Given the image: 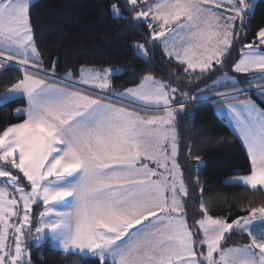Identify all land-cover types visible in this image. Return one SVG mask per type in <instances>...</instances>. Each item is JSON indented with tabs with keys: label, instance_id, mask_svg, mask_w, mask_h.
Returning a JSON list of instances; mask_svg holds the SVG:
<instances>
[{
	"label": "snow or ice",
	"instance_id": "obj_1",
	"mask_svg": "<svg viewBox=\"0 0 264 264\" xmlns=\"http://www.w3.org/2000/svg\"><path fill=\"white\" fill-rule=\"evenodd\" d=\"M31 7V0H0V69L14 62L23 73L0 104L27 102L16 109L23 122L0 132V264H31L25 230L33 243L49 240L55 250L94 264H264V204L228 222L210 216L201 202L195 231L187 222L189 192L176 159V122L185 103L174 102L196 97L182 92L178 98V87L151 75L116 92L111 77L121 70L110 68H82L78 81L69 72L61 86L56 62L51 70L43 67ZM254 9L255 0L110 4L114 19L146 24L169 59L186 65L185 73L199 68L200 75L223 63L240 39L237 27L244 28ZM146 43L133 45L145 59ZM243 47L248 51H240L232 70L250 74L246 83L259 82L257 94L264 96V29L255 47ZM223 80L231 91L218 95L234 101L226 110L250 161L249 174L233 183L264 195V109L240 99L248 90L235 78L225 73ZM36 204L43 210L33 235ZM234 232L248 242L226 246Z\"/></svg>",
	"mask_w": 264,
	"mask_h": 264
},
{
	"label": "trees",
	"instance_id": "obj_2",
	"mask_svg": "<svg viewBox=\"0 0 264 264\" xmlns=\"http://www.w3.org/2000/svg\"><path fill=\"white\" fill-rule=\"evenodd\" d=\"M112 2L114 0L34 1L31 23L43 67L51 70L55 61V74L64 76L70 72L74 78H78L82 67L120 69L111 77L112 88L119 91L135 87L145 75H151L156 80L178 87V98L182 92H186L189 97L208 95L230 88L224 85L209 86L221 74H236L232 70L233 65L238 62L244 44H255L257 33L264 29V0H256L254 13L245 18L244 28L237 27L240 39L234 42L230 54L222 58L223 63L214 64L203 75L199 74L200 71L188 70L185 73L184 65L169 59L161 45L151 40L146 24L140 23L138 27H133L135 21L114 19L110 13ZM135 43H146V59L137 54L133 47ZM246 76L242 78L248 79ZM22 77L23 73L15 65H6L1 69L0 96ZM260 96L255 93L248 95L264 109ZM229 101L213 99L210 94L199 101L178 99L174 102L185 103V109L178 115L176 122L179 141L176 159L189 192L184 198L185 211L193 231L195 222L203 216L201 202L210 216L225 218L228 222L246 216L251 207L264 204V195L261 193L254 194L242 185L227 182L231 177L248 175L250 172V161L244 146L215 111L217 103ZM24 106L23 98L0 104V132L24 120V116L16 114V109ZM41 208V204L32 207L33 234ZM25 236L27 239L32 237L27 231ZM247 241L245 235L234 232L226 240V246ZM25 249L31 264H94L91 259L65 255L48 243L27 245Z\"/></svg>",
	"mask_w": 264,
	"mask_h": 264
},
{
	"label": "rangeland",
	"instance_id": "obj_3",
	"mask_svg": "<svg viewBox=\"0 0 264 264\" xmlns=\"http://www.w3.org/2000/svg\"><path fill=\"white\" fill-rule=\"evenodd\" d=\"M34 1H36V0H31V4L34 2ZM256 1V0H255ZM250 2H251V0H250ZM257 41V40H256ZM253 46L255 47V44H253ZM243 51H248V49H245L244 48V50ZM215 64V62H213V65ZM12 65H15L16 67H20L19 65H16L14 62H13V64ZM186 66V65H185ZM85 71H87V70H89V69H91V70H99V71H103L104 69H106V68H95V67H82ZM81 68V69H82ZM81 69H80V71H81ZM190 71H200V69L199 68H196L195 70H192V69H189ZM236 73V72H235ZM225 74V73H224ZM224 74H221V75H219L211 84H210V86L209 87H220V86H225L226 84H228L229 82L228 81H225V80H223V77H224ZM227 75L229 76V77H233V78H235L237 81H239V87L240 88H243V89H246V90H248L247 92H246V94L245 93H241V95H240V98H243V97H247L248 95H250L251 93H255V94H257V91H256V89H257V87H258V83H252V84H248V83H245V81H247L249 78H250V74H244V73H236L235 75L234 74H230V73H227ZM244 75H247L246 77H248V79H244V78H242V76H244ZM55 78L56 79H58V81H64V78L65 77H63V76H60V75H57V74H55ZM74 78V77H73ZM252 85H256L255 87H253L252 89L250 88ZM138 87V86H137ZM136 86L135 87H132V88H137ZM113 90V89H112ZM229 91H231V88H228V89H225V90H221V91H216V92H211V93H208V95L207 94H204V95H198V96H195L196 97V101H199V100H203V99H206V98H208L209 97V95L211 94L213 97H216V99L217 100H222L221 98H220V96L218 95V93H225V92H229ZM243 99H251L252 101H254L256 104H257V102L254 100V99H252V98H243ZM261 99H262V101L264 102V96H262L261 95ZM188 101V100H187ZM228 103H234V101H229V102H220V103H217L216 105H215V111H216V113H217V115L221 118H223L224 120H227L228 122H229V124L232 126V128H234V126H233V124H232V122H231V120H230V117H229V115H228V113H227V110H226V105L228 104ZM258 105V104H257ZM260 108H262L260 105H258ZM263 109V108H262ZM234 131H235V129H234ZM238 136H239V134L238 133H236ZM237 136V137H238ZM239 138V137H238ZM240 139V138H239ZM241 141V140H240ZM237 177H240V176H234V177H231V178H229L228 180H227V182L228 183H233V181L237 178ZM225 219V218H224ZM237 234H239V233H237ZM240 235V234H239ZM243 236V235H242ZM245 237H247L246 235H245ZM248 239V238H247ZM30 242L32 243V244H34V246H38V245H40V243L41 242H38V243H33V240H32V237H31V240H30ZM248 242V241H247ZM241 244V243H240ZM235 245H239V244H235ZM234 246V245H233ZM24 247H26V246H24Z\"/></svg>",
	"mask_w": 264,
	"mask_h": 264
},
{
	"label": "crops",
	"instance_id": "obj_4",
	"mask_svg": "<svg viewBox=\"0 0 264 264\" xmlns=\"http://www.w3.org/2000/svg\"><path fill=\"white\" fill-rule=\"evenodd\" d=\"M161 47H162V50H163V52H164V49H163V46L161 45ZM165 53V52H164ZM185 66V65H184ZM186 67V66H185ZM1 70V69H0ZM113 70H115V69H113ZM197 71V70H196ZM67 76V74L66 75H64L63 77H66ZM23 78V77H22ZM56 79V78H55ZM80 79V74H79V76H78V78H73L72 77V80L73 81H78ZM56 81L59 83V84H61V86H62V84H63V82L62 81H58V79H56ZM49 82L51 83L52 82V80H49ZM141 84V83H140ZM139 84V85H140ZM139 85H137V86H139ZM136 86V87H137ZM256 85H252L250 88L252 89L253 87H255ZM79 87H83V88H88L89 86L88 85H79ZM132 88V87H131ZM256 88V87H255ZM113 89V88H112ZM129 89V88H128ZM113 90H115V89H113ZM127 90V89H126ZM126 90H115L116 92H125ZM8 91V90H7ZM6 91V92H7ZM96 91H99V90H96ZM6 92H4L1 96H3ZM243 98H249L248 96L247 97H243ZM243 98H240V99H243ZM213 99H216V97H213ZM260 99H261V96H260ZM25 100V99H24ZM217 100V99H216ZM262 100V99H261ZM3 104V103H2ZM27 106V102H26V100H25V106L24 107H26ZM24 107H19V108H24ZM18 109V108H17ZM129 110H132V109H129ZM16 114H17V112H16ZM18 115V114H17ZM141 115H145V116H147V115H149V114H147V113H141ZM26 117H24V119H25ZM222 118V117H221ZM223 119V118H222ZM23 122V121H22ZM22 122H20V123H22ZM225 122L227 123V125L229 126V128L232 130V132L236 135V137L238 136L237 134H236V132L234 131V128H232V126L229 124V122L227 121V120H225ZM239 137V136H238ZM237 137V138H238ZM239 139V138H238ZM240 140V139H239ZM241 143H242V145H243V141L241 140ZM244 146V145H243ZM245 148V147H244ZM245 150H246V148H245ZM246 152H247V150H246ZM149 163V166L150 167H152V168H155L156 167V165L155 164H153V163H151V162H148ZM161 171H163V169H161ZM26 182V181H25ZM27 183V182H26ZM33 207V206H32ZM41 211L43 210V205L41 204ZM26 231L27 230H25V234H26ZM33 235H35V233L33 234ZM30 240H31V237H30V239L28 238L27 239V237H26V239H25V245L24 246H26L27 247V245H31V246H34V244H32L31 242H30ZM41 243H40V245H42V244H44V243H48L52 248H54L53 247V245L51 244V242L49 241V240H44V241H40ZM40 245H38V246H40Z\"/></svg>",
	"mask_w": 264,
	"mask_h": 264
},
{
	"label": "water",
	"instance_id": "obj_5",
	"mask_svg": "<svg viewBox=\"0 0 264 264\" xmlns=\"http://www.w3.org/2000/svg\"><path fill=\"white\" fill-rule=\"evenodd\" d=\"M36 205H37V204H36ZM27 257H29V254H28V253H26V258H27Z\"/></svg>",
	"mask_w": 264,
	"mask_h": 264
}]
</instances>
